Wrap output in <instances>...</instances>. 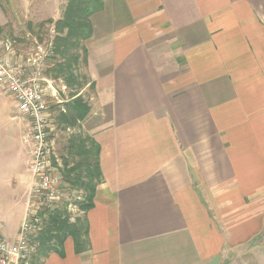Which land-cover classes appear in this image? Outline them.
<instances>
[{
    "label": "crops",
    "instance_id": "1",
    "mask_svg": "<svg viewBox=\"0 0 264 264\" xmlns=\"http://www.w3.org/2000/svg\"><path fill=\"white\" fill-rule=\"evenodd\" d=\"M101 1L78 130L101 149L88 249L68 239L33 264H264V0ZM2 94L0 224L13 242L32 174L23 122L4 156Z\"/></svg>",
    "mask_w": 264,
    "mask_h": 264
},
{
    "label": "built area",
    "instance_id": "2",
    "mask_svg": "<svg viewBox=\"0 0 264 264\" xmlns=\"http://www.w3.org/2000/svg\"><path fill=\"white\" fill-rule=\"evenodd\" d=\"M55 36L52 26L42 39L0 38V87L17 105L13 119L24 121L32 174L24 219L13 242L3 236L0 224V264H33L45 223L68 198L52 138L58 128L54 109L64 110L69 101L67 85L50 75Z\"/></svg>",
    "mask_w": 264,
    "mask_h": 264
},
{
    "label": "trees",
    "instance_id": "3",
    "mask_svg": "<svg viewBox=\"0 0 264 264\" xmlns=\"http://www.w3.org/2000/svg\"><path fill=\"white\" fill-rule=\"evenodd\" d=\"M102 8L101 0H68L61 19L54 23L56 36L50 75L61 79L74 91L71 99L64 104V110L60 109L56 116L58 128L65 132L79 130L91 112L89 101L81 96L77 97L90 84L87 76L79 72L88 65L86 43L93 35L91 18ZM2 31L4 29L0 28V33ZM42 37L43 35L39 39ZM89 89H93V84H90ZM100 151V147L90 137L81 133L70 136L61 176L67 186L68 196L75 200L66 201L45 223L38 237L41 243L38 254L43 258H48L53 253L62 255L63 246L68 239L73 240L77 254L87 251L88 224L85 215L93 208L97 187L103 181ZM79 194H82V198ZM72 204L83 214L74 221L69 211Z\"/></svg>",
    "mask_w": 264,
    "mask_h": 264
},
{
    "label": "rangeland",
    "instance_id": "4",
    "mask_svg": "<svg viewBox=\"0 0 264 264\" xmlns=\"http://www.w3.org/2000/svg\"><path fill=\"white\" fill-rule=\"evenodd\" d=\"M66 2L67 0H0V5L4 8L5 13L8 14V18L10 19V24L2 28L4 29V31L0 33V38H18L23 42L28 41V36H30L31 38L39 39L42 35L48 33L49 29L54 26V23L59 20V17H62ZM79 73L83 74L84 68H82ZM89 90L90 89L85 87L83 90H81L77 97L81 96L88 101V99L90 98ZM0 91L1 94L3 93L1 100V114L3 119L2 149L4 152L5 150H8V142L5 141L9 140V138L7 137V135L10 134L9 131L12 130V134L14 136V131H16L17 128L18 130H21L24 121L17 119V122H7L9 121L10 117H13L17 105L7 94H5L3 88L0 87ZM72 93H74V91L69 89V92L66 95V100L71 99ZM60 109L61 108L59 107H55L54 112L56 116ZM24 132L25 131L23 128L22 134H24ZM74 133L78 134V129L65 132L62 131V129L57 128L56 132L53 134L52 138L55 143L56 157L59 159L61 165H63V158L66 156L65 149L67 146V142L70 136ZM9 142L13 144L11 140ZM16 145L18 148V142L16 143ZM6 154L11 155V152H4V156ZM79 196L82 198V194H79ZM73 199L75 200V198L68 196V198L63 201L62 205H64L66 201L73 202ZM69 211L72 221H74L78 217H82V213L79 211L78 207L75 204H72V208Z\"/></svg>",
    "mask_w": 264,
    "mask_h": 264
}]
</instances>
